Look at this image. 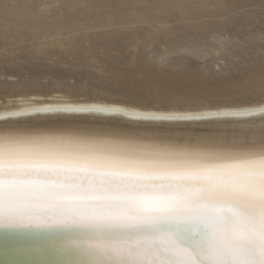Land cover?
<instances>
[{
  "label": "bare ground",
  "instance_id": "1",
  "mask_svg": "<svg viewBox=\"0 0 264 264\" xmlns=\"http://www.w3.org/2000/svg\"><path fill=\"white\" fill-rule=\"evenodd\" d=\"M0 212L153 224L145 242L161 250L142 257L223 264L179 226L207 217L234 264H264V94L146 103L50 88L0 98Z\"/></svg>",
  "mask_w": 264,
  "mask_h": 264
},
{
  "label": "rangeland",
  "instance_id": "2",
  "mask_svg": "<svg viewBox=\"0 0 264 264\" xmlns=\"http://www.w3.org/2000/svg\"><path fill=\"white\" fill-rule=\"evenodd\" d=\"M50 88L146 103L258 99L264 0H0V98Z\"/></svg>",
  "mask_w": 264,
  "mask_h": 264
},
{
  "label": "water",
  "instance_id": "3",
  "mask_svg": "<svg viewBox=\"0 0 264 264\" xmlns=\"http://www.w3.org/2000/svg\"><path fill=\"white\" fill-rule=\"evenodd\" d=\"M179 226L185 227L182 231L187 232V241L200 243L203 253L223 264H234L218 238L214 220L199 217ZM162 227L174 230L177 226L171 223ZM194 228L199 233L194 234ZM157 233L153 224L101 223L80 218L37 222L34 218L0 212V264H156V257L152 256L150 261L138 251L150 247L145 240ZM133 240L139 243L133 244ZM112 243L128 244L136 253L130 256L125 251H115ZM150 249L161 250V246L156 242ZM203 262L210 264L205 259Z\"/></svg>",
  "mask_w": 264,
  "mask_h": 264
}]
</instances>
